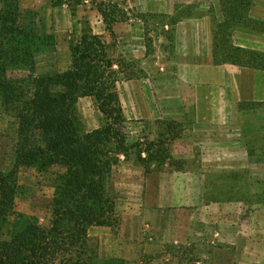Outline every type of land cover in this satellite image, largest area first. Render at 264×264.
<instances>
[{"label": "rangeland", "instance_id": "374dc122", "mask_svg": "<svg viewBox=\"0 0 264 264\" xmlns=\"http://www.w3.org/2000/svg\"><path fill=\"white\" fill-rule=\"evenodd\" d=\"M3 1L0 0V9ZM117 1L129 11L130 20L115 26L117 37L113 40L105 30L102 17L90 4L73 13L66 5L55 6L52 0H19L26 21L31 22L41 35L55 41V51L37 56L40 73H65L71 67L70 46L78 41L85 23L112 44L110 54L116 60L134 64L143 72L139 79L132 80L140 84L142 91L137 90L132 81L118 84L126 120L124 133L128 144L137 147L129 159L119 156V163L109 176L107 192L114 202L113 212L107 217L110 224L92 226L88 231L95 264H264L263 236L260 241L235 240L231 245L224 238L227 221L242 222L243 225L264 222V166H259V172L252 174L248 169L245 173L231 174L225 171V165L187 164V171L202 175L200 181L198 177L186 179L167 166L161 170L167 174L162 182L166 187L164 197H159L154 188L161 183L159 180L154 179V187L147 189L144 182L147 171L139 159L148 158L145 151L148 146L154 152L157 150L155 144L167 140L169 155L187 163L176 149L178 139L173 141L174 135L167 133L161 138L165 126L156 122L177 124L178 138L182 136L183 125L177 121L137 118L131 113V92H137L144 99L151 97L152 92L160 95L161 85H170L176 78L177 65L173 64L177 48L176 25L171 23L173 19L181 20L187 16L186 10L180 7L175 15L163 18L167 15H152L131 8L129 0ZM142 15L146 17L143 19ZM29 76L27 70L9 73L11 80H24ZM123 77L119 75L120 80ZM131 87L135 89L130 92ZM4 109L0 100V175L8 182V200L13 201L15 209L10 224H18L24 218L49 229L54 220L58 187L66 170L60 166H52L46 171L35 166H17L18 122ZM74 113L80 136L106 125V119L92 97L80 99ZM183 185L196 186V190L201 185L202 195L197 192L192 197L183 196L178 190ZM225 206H229L227 211L223 209ZM258 241L259 245L256 244ZM113 252H120L126 259H108L106 254Z\"/></svg>", "mask_w": 264, "mask_h": 264}, {"label": "trees", "instance_id": "16d2710c", "mask_svg": "<svg viewBox=\"0 0 264 264\" xmlns=\"http://www.w3.org/2000/svg\"><path fill=\"white\" fill-rule=\"evenodd\" d=\"M66 5L73 13L92 5L103 19L106 32L116 40L115 26L130 20V13L117 0H52ZM222 23L213 29V60L216 66L230 64L264 71V54L237 47L233 34L238 29L264 33V22L250 16L254 0H220ZM146 15H142L144 19ZM163 18H169L163 16ZM180 19H173L177 25ZM112 44L95 34L88 23L77 42L70 46L71 67L65 73H40L37 56L55 51V41L41 35L22 16L19 0H4L0 9V100L4 109L18 122L17 166H52L66 170L54 201L52 227L42 228L31 219L10 224L14 203L8 200V182L0 175V264H95L90 253L88 231L92 226L109 225L114 202L107 183L119 156L131 157L137 146L129 145L118 84L143 75L134 64L116 60ZM118 67V70L115 67ZM27 70L24 80H11V71ZM135 70H138L136 72ZM138 75H137V74ZM119 75H124L119 79ZM27 86V87H25ZM92 97L106 119L97 131L80 136L75 106L80 99ZM160 137L180 136L179 126L161 122ZM167 140L146 148L147 159H139L147 173L167 167L185 172L187 163L174 160L166 148ZM115 154V156H113ZM153 168V169H152Z\"/></svg>", "mask_w": 264, "mask_h": 264}, {"label": "crops", "instance_id": "0c3cea01", "mask_svg": "<svg viewBox=\"0 0 264 264\" xmlns=\"http://www.w3.org/2000/svg\"><path fill=\"white\" fill-rule=\"evenodd\" d=\"M129 5L152 15L167 16L175 15L180 7L187 16L176 25V78L170 85H161L160 95L152 92L145 99L131 92L134 87L142 91L140 84L132 81L136 86L130 88L131 113L141 119L183 125L176 149L187 164L225 165V171L231 174L245 173L247 169L251 174L259 172L258 167L264 166V71L214 64L213 29L215 23L224 21L220 0H129ZM250 16L264 22V0H254ZM233 42L237 47L264 54V33L238 29ZM191 171L177 173L200 181L202 175ZM166 175L163 171L146 173L147 189L154 187V179L159 180L161 183L154 188L159 197H164L166 187L162 182ZM198 188L183 185L178 190L192 197L197 192L202 195L201 185ZM228 207L223 209L227 211ZM253 228L255 231H251ZM225 229L224 238L230 245L235 240L260 241L264 237V222L243 225L227 221ZM106 257L126 259L120 252L107 253Z\"/></svg>", "mask_w": 264, "mask_h": 264}]
</instances>
